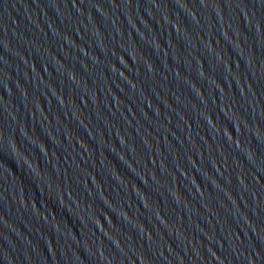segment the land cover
Here are the masks:
<instances>
[{
    "label": "water",
    "instance_id": "95a60500",
    "mask_svg": "<svg viewBox=\"0 0 264 264\" xmlns=\"http://www.w3.org/2000/svg\"><path fill=\"white\" fill-rule=\"evenodd\" d=\"M0 264H264V0H0Z\"/></svg>",
    "mask_w": 264,
    "mask_h": 264
}]
</instances>
